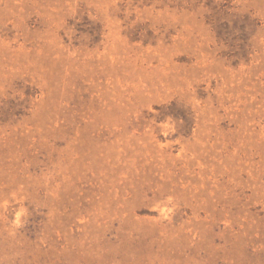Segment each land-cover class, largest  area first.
Wrapping results in <instances>:
<instances>
[{"label":"rangeland","instance_id":"374dc122","mask_svg":"<svg viewBox=\"0 0 264 264\" xmlns=\"http://www.w3.org/2000/svg\"><path fill=\"white\" fill-rule=\"evenodd\" d=\"M0 264H264V0H0Z\"/></svg>","mask_w":264,"mask_h":264}]
</instances>
